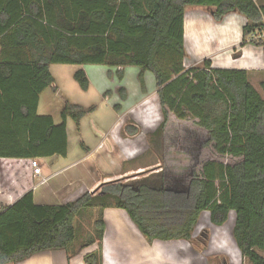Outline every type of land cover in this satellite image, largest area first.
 I'll list each match as a JSON object with an SVG mask.
<instances>
[{
	"label": "trees",
	"instance_id": "1",
	"mask_svg": "<svg viewBox=\"0 0 264 264\" xmlns=\"http://www.w3.org/2000/svg\"><path fill=\"white\" fill-rule=\"evenodd\" d=\"M192 7L212 9L218 23L233 13L245 17L241 47L264 49V38H257L264 5L256 0H0V159L67 156V120L79 124L88 111L67 105L60 125L38 115L41 95L55 84L51 66H104L116 69L119 81L134 67L143 93L146 73L156 82L162 122L148 142L158 154L153 165L163 167L63 206L36 205L30 191L0 207V264L52 251L71 259L82 211L98 218L78 253L97 244L84 262L103 264L107 209L126 211L149 244L190 242L203 213L223 227L233 212L242 257L264 264V82L260 93L249 71L216 68L210 59L186 68L185 20ZM74 78L90 89L83 69ZM119 94L127 100L125 88ZM172 121L189 124L174 144L167 132ZM173 149L182 156L177 168L167 165Z\"/></svg>",
	"mask_w": 264,
	"mask_h": 264
},
{
	"label": "rangeland",
	"instance_id": "2",
	"mask_svg": "<svg viewBox=\"0 0 264 264\" xmlns=\"http://www.w3.org/2000/svg\"><path fill=\"white\" fill-rule=\"evenodd\" d=\"M257 2L259 5L264 4V0ZM212 13V9L203 7L187 9L186 23L193 27L187 30L186 34V68L202 65L206 59L213 60L214 67L226 66L225 63L229 61L244 63L247 68L250 67L248 60L241 56L243 50L239 40H234L239 34L240 38L243 36L238 30L247 24L245 17L233 13L218 23L213 19ZM260 37L264 38V32L257 35V38ZM79 69L82 67L53 65L52 73L60 93L56 94L49 89L41 98L39 115L52 116L57 125L62 124V114L67 105L80 106L88 112L79 124L71 118L67 120L66 157L40 159L44 175L60 173L50 184L39 190V195L48 194L51 197L53 187L59 188L67 182H74L75 190L81 187L80 181L89 184L99 179L100 183L96 182L88 192L96 196L101 194L108 184L140 180L163 170L160 165H153L158 162V154L150 151L148 142V136L162 122L154 76L146 73L147 93H143L137 68H126L123 81H119L116 69L85 66L92 83L88 91H83L74 78ZM250 82L263 93L261 84L264 82V61L260 64L258 72L250 73ZM121 88H125L127 96L131 98L124 100L119 94ZM115 125L119 126L118 131L106 136ZM188 125L172 121L167 131L169 143L174 144L176 137L180 139ZM128 128L137 130V133L133 135ZM208 157L210 156H205ZM181 159L179 152L173 149L167 165L177 168L182 164ZM0 174H3L2 164ZM51 201L53 200H49ZM82 212L76 222L78 242L81 235L84 240L94 235L93 223L98 218L96 211H85L81 215ZM235 219L236 215L232 212L224 227L219 228L211 224L209 213H203L192 240L185 242L191 248L192 261L196 260V264H251L242 257L234 241ZM77 244L76 241L74 245ZM260 254L264 257V253Z\"/></svg>",
	"mask_w": 264,
	"mask_h": 264
},
{
	"label": "crops",
	"instance_id": "3",
	"mask_svg": "<svg viewBox=\"0 0 264 264\" xmlns=\"http://www.w3.org/2000/svg\"><path fill=\"white\" fill-rule=\"evenodd\" d=\"M192 27L193 26L188 22L186 23L185 20V45L187 30L189 31V29H191ZM243 27L238 30L240 33H242V35ZM234 40H239V45L241 46L243 36L240 38L239 34V36H236ZM241 48L243 50L241 52V56H243L245 60H248V65H250V67L247 68L244 63L229 61L225 63L226 66H220L216 68L247 70L249 71V73L258 72L260 69V64L262 63V61H264V49L262 47H256L251 44H248ZM82 69L87 74L85 67H82ZM50 71L52 76L54 77L52 73V66L50 68ZM87 76H89L88 78L89 80H91L90 83H92L90 74H87ZM146 77L147 74L145 75V80ZM54 79L55 84L49 89L53 90L54 92L56 91L55 93L59 94V85L57 84V80L55 77ZM48 90H46L40 97L38 115L41 105V98ZM128 98H131V96ZM55 124L57 125L56 122ZM117 126L113 128L109 133H106V136L115 134L118 131ZM125 146H127V144H125ZM136 150L137 148L134 151ZM38 160L40 163V159ZM0 164H2L3 166L2 175H4L2 176L0 174V207L13 205L30 191H32L34 194V201L36 205L63 206L76 201L85 193L91 191V188L96 182L100 183L99 179L93 180L92 183L89 184H85L80 181L81 187L73 190L75 183L67 182L59 188L53 187V189L51 190V197L48 194L39 195V190H41V188H43L44 186L50 184L55 178H57L60 172L54 173L52 175L46 174V177H51L50 181L45 185L37 186L38 180L33 176V171L29 167V160L0 159ZM49 200L53 201L49 202ZM104 221L106 224V231L102 248L103 264H196V260L192 261L191 259V248L187 244H185V241H156L153 244H149L124 210L107 209L104 212ZM85 241L86 240L82 239L81 235L78 242L77 235L78 244L73 245L72 251L74 253H78L80 246L84 245ZM98 249V245L95 244L93 246L85 248L78 254L76 253V255L71 259L69 258L66 251L44 252L34 255L24 262L8 264H85V256L90 253L98 252Z\"/></svg>",
	"mask_w": 264,
	"mask_h": 264
},
{
	"label": "built area",
	"instance_id": "4",
	"mask_svg": "<svg viewBox=\"0 0 264 264\" xmlns=\"http://www.w3.org/2000/svg\"><path fill=\"white\" fill-rule=\"evenodd\" d=\"M30 168L33 171L34 178H37V180H38L37 186L45 185L50 181L51 177H46L43 174V170L41 169V166H40L38 159L30 161Z\"/></svg>",
	"mask_w": 264,
	"mask_h": 264
}]
</instances>
